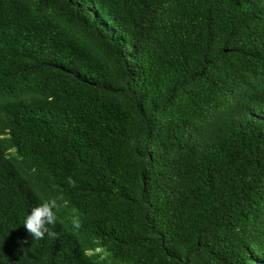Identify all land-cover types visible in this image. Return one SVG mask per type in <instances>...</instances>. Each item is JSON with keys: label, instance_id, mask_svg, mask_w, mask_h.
I'll use <instances>...</instances> for the list:
<instances>
[{"label": "trees", "instance_id": "obj_1", "mask_svg": "<svg viewBox=\"0 0 264 264\" xmlns=\"http://www.w3.org/2000/svg\"><path fill=\"white\" fill-rule=\"evenodd\" d=\"M0 264H264V0H0Z\"/></svg>", "mask_w": 264, "mask_h": 264}, {"label": "clouds", "instance_id": "obj_2", "mask_svg": "<svg viewBox=\"0 0 264 264\" xmlns=\"http://www.w3.org/2000/svg\"><path fill=\"white\" fill-rule=\"evenodd\" d=\"M69 185L75 187L76 182L68 178ZM67 200L63 194H58L42 200L33 206L30 212L25 216L23 226L26 232L32 237V240H43L45 236L57 238L58 234L52 229L56 226L57 211L67 206ZM82 221L79 215L71 217L73 229H79Z\"/></svg>", "mask_w": 264, "mask_h": 264}]
</instances>
